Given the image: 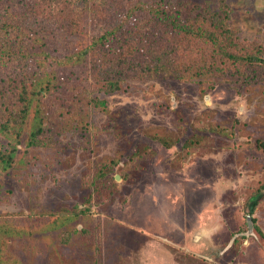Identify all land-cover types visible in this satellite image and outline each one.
I'll return each instance as SVG.
<instances>
[{"label": "rangeland", "instance_id": "1", "mask_svg": "<svg viewBox=\"0 0 264 264\" xmlns=\"http://www.w3.org/2000/svg\"><path fill=\"white\" fill-rule=\"evenodd\" d=\"M11 1L15 12L30 2ZM74 2L85 4L86 20L48 0L11 29L10 43L28 44V68L52 75L56 90L31 111L42 115L43 131L32 144L18 142L7 168L0 164V264H264V190L254 212L246 209L264 183V66L229 64L203 80L159 73L106 91L100 53L83 60L70 54L116 15L164 0ZM169 2L186 12L190 3L220 13L242 53L264 58V0ZM138 10L134 29L155 24L159 41L190 45L185 52L201 44L173 30L164 37V23ZM126 42L122 65L137 52L136 39ZM22 68L23 62L0 60V82ZM190 137L201 143L197 149L183 146ZM164 138L173 146L164 147ZM8 140L0 132V149ZM136 150L142 156L133 161ZM57 216L69 221L46 231ZM172 220L182 223L174 227ZM202 225H209L205 235Z\"/></svg>", "mask_w": 264, "mask_h": 264}, {"label": "trees", "instance_id": "2", "mask_svg": "<svg viewBox=\"0 0 264 264\" xmlns=\"http://www.w3.org/2000/svg\"><path fill=\"white\" fill-rule=\"evenodd\" d=\"M56 1L59 2L58 7L62 10L67 9V14L70 16L81 18L83 15L85 20L89 17L85 4L80 6L74 0ZM47 2L48 0H30V2L20 5L17 12H15L17 8L11 0H2V3H0V8L3 7L7 10V12L0 10V60L7 63L23 62V68L17 71L16 75L0 82V98L2 99L0 132L9 137V147L0 149V164L4 168H7L19 149L18 142L23 143L26 141L27 145L32 144L37 135L43 131L42 111H37L41 117L37 114L31 116V111H36L38 105L42 107L43 95L56 90L52 75L46 72L37 73L28 68L31 58L28 44L21 46L20 43H17V45L10 43L15 37L12 36L14 34H12L11 29L18 28L22 19L26 17L25 13L37 4L39 6ZM71 4H73V7H71ZM183 6L180 2L172 4L169 0H164L162 6L146 7L145 4H140L136 6L137 11L134 9V12L131 10L130 12L121 13L120 16L116 15L117 20L115 22L104 27L100 33L96 34L86 48L73 51L70 57L73 55L77 59L83 60L91 53H100L96 65L105 66L102 86L105 87L106 91L119 88L120 84L127 79L159 75V73H168L177 78L203 80L210 75L223 71L229 64L240 65L245 61H249L248 63L255 66H264V58L261 55L242 53L236 42L233 41L232 32L225 17L220 16V13L212 12L208 7L194 6L190 3V9L186 12L182 8ZM139 7L152 13L156 17V21L164 23V37L167 30H173L175 34L176 32L182 33L185 37L194 38L201 44L185 52V49L189 48L190 45L182 46L178 42L174 43L165 39L164 44L159 41V37L156 36L157 26L155 24L149 25L146 32L137 30L138 28L134 29L133 21L139 15L137 13ZM18 32L25 34L26 29L21 25ZM41 34L44 35L43 32ZM26 35L24 40H27ZM30 35H33V33H30ZM128 37L136 39L134 48L137 52L131 54L130 58L126 59L127 63L122 65L121 55L123 51L125 52L129 48V43L126 42ZM37 40L42 41L38 36ZM90 100L95 104H102L103 109H107L104 99L93 97ZM26 125H29V134L26 138H23L22 133L26 130ZM193 137H190L191 141L186 142L183 146L190 147L193 145L191 147L197 149L201 143L194 145L196 140ZM197 137L205 138V136ZM163 143L166 148L173 146L165 138ZM262 145L264 147V142H262ZM135 154V158L132 157L133 161L142 156V152L139 150H136ZM263 190L264 183L256 189V194L249 198L246 209L250 213H253L257 207ZM68 221L69 217L57 216L51 219L44 229L53 231L58 226H64ZM240 230L241 228L238 229V231ZM5 231L6 234L12 233V229H5ZM238 242L239 240H236L232 247L237 246Z\"/></svg>", "mask_w": 264, "mask_h": 264}, {"label": "crops", "instance_id": "3", "mask_svg": "<svg viewBox=\"0 0 264 264\" xmlns=\"http://www.w3.org/2000/svg\"><path fill=\"white\" fill-rule=\"evenodd\" d=\"M207 219H209V217H205V216H204L203 221H206ZM169 222H171V224H172L174 227H178V226L182 223V221L177 222V221H175V220H172V221H169ZM165 224H169V223L166 222ZM208 226H209V225H202L201 229L203 230L204 234L202 233L201 235H205V232L207 231ZM207 250H208V249H206V252H204V253L200 252L199 249L196 250V248H187L186 250H183V251H184V253L190 251V252H192L193 254H196V253H197V255H200V256H201V255L203 256V254H204V256H207V255H208ZM225 250H226V249H225Z\"/></svg>", "mask_w": 264, "mask_h": 264}, {"label": "water", "instance_id": "4", "mask_svg": "<svg viewBox=\"0 0 264 264\" xmlns=\"http://www.w3.org/2000/svg\"><path fill=\"white\" fill-rule=\"evenodd\" d=\"M248 220H249V222H250V223H249V224H250V229L252 230L253 225H252V223H251V219L249 218Z\"/></svg>", "mask_w": 264, "mask_h": 264}]
</instances>
